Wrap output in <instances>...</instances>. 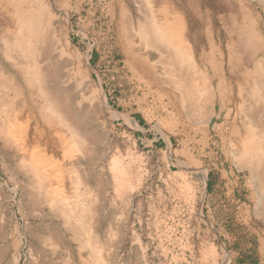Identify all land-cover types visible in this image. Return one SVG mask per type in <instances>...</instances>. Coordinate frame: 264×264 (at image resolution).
<instances>
[{"label": "rangeland", "instance_id": "obj_1", "mask_svg": "<svg viewBox=\"0 0 264 264\" xmlns=\"http://www.w3.org/2000/svg\"><path fill=\"white\" fill-rule=\"evenodd\" d=\"M112 1L69 0L53 11L75 52L54 54L59 69L53 86L68 91L78 115L87 107L92 139L89 148L76 149L70 131L51 120L57 152L44 151L63 177L60 193L38 195L27 169L33 159L18 147L21 137L9 146L0 135V264H264V235L245 221L259 204L257 183L239 165L228 133L244 124L235 119L240 103L223 129L226 140L214 129L206 139L190 128L181 132L178 117L169 115L145 76L124 62ZM122 2L144 22L143 4ZM146 52L158 61L155 51ZM86 54L93 90L85 93L75 68ZM98 90L109 106L101 105ZM78 93L80 99L72 100ZM184 121L191 127L188 113ZM46 201L63 202L73 216Z\"/></svg>", "mask_w": 264, "mask_h": 264}, {"label": "bare ground", "instance_id": "obj_2", "mask_svg": "<svg viewBox=\"0 0 264 264\" xmlns=\"http://www.w3.org/2000/svg\"><path fill=\"white\" fill-rule=\"evenodd\" d=\"M67 1L0 0V135L9 146L21 137L18 147L23 153L30 152L33 161L27 169L35 177L40 196L48 189L60 193L63 184L57 165L44 151L57 152L51 120L70 131L76 149L89 148L92 143L86 128L87 107L80 106L83 113L78 115L68 91L54 87L59 69L54 54H75L66 32L54 21L53 11ZM122 1L113 0L110 10L118 23L116 34L124 62L135 74L145 76L143 82L156 92L169 115L178 117L181 132L187 134L190 128L206 139L214 129L225 139L223 129L231 120L232 107L240 103L239 111L233 112L244 124L236 128L231 124L228 133L234 137L239 165L248 169L260 195L259 204L245 221L264 235V0H257V5L247 0H138L144 6V22L138 19L137 9ZM146 49L155 51L158 61L152 62ZM90 57H78L75 68V74L85 81V93L93 90L92 81H86L85 64ZM96 94L101 105L109 106L101 90ZM79 97L78 93L72 100ZM186 113L191 127L185 124ZM81 177L77 179L80 186L85 185ZM46 202L66 218L73 216V210L60 206L63 202ZM260 251L264 253V237Z\"/></svg>", "mask_w": 264, "mask_h": 264}]
</instances>
